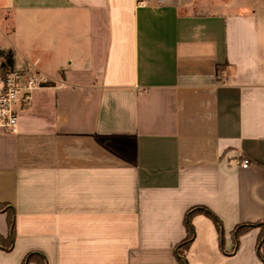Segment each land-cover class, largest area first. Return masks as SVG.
Segmentation results:
<instances>
[{"label":"crops","instance_id":"0c3cea01","mask_svg":"<svg viewBox=\"0 0 264 264\" xmlns=\"http://www.w3.org/2000/svg\"><path fill=\"white\" fill-rule=\"evenodd\" d=\"M0 24L45 81L0 130V264H179L187 224L186 264H264V0H0Z\"/></svg>","mask_w":264,"mask_h":264},{"label":"built area","instance_id":"2783aa9c","mask_svg":"<svg viewBox=\"0 0 264 264\" xmlns=\"http://www.w3.org/2000/svg\"><path fill=\"white\" fill-rule=\"evenodd\" d=\"M0 130L16 132L18 107L28 105L32 91L45 82L27 70L10 68L0 58ZM249 159H242L240 166L247 168Z\"/></svg>","mask_w":264,"mask_h":264},{"label":"trees","instance_id":"16d2710c","mask_svg":"<svg viewBox=\"0 0 264 264\" xmlns=\"http://www.w3.org/2000/svg\"><path fill=\"white\" fill-rule=\"evenodd\" d=\"M3 57L2 59L4 60V64L6 66H9L10 68H13V55L11 53V51H1L0 50V58ZM2 70V69H0ZM199 212H204L203 210H199ZM206 213V212H205ZM192 213H190V215L188 216V218L191 216ZM212 220L214 222V225L216 227V229L218 231L221 230V225L219 220L215 217V216H211ZM7 222H8V226L10 228V237L9 240L7 242V245H4L2 243V241L0 240V246L3 250L5 251H9L12 248V244H13V238H14V232H13V228H12V219L10 216L7 217ZM188 223V222H187ZM256 225H243V226H239L236 228L235 231V239L237 240V238L239 237L240 234L248 231L250 228L255 227ZM258 227L260 228V233L257 239V248L261 249L262 244L264 242V224H260L258 225ZM186 230H187V237L186 239L182 242V244L180 245V247L177 250L178 253V262L179 264H186V261L184 259V255L185 252L192 240L193 237V231L191 229V227L189 226V224L186 225ZM35 257H38L37 260V264H45V261L43 259V257L41 255L36 256V254H28L26 255L21 264H28L29 262H31ZM264 258V257H263Z\"/></svg>","mask_w":264,"mask_h":264},{"label":"rangeland","instance_id":"374dc122","mask_svg":"<svg viewBox=\"0 0 264 264\" xmlns=\"http://www.w3.org/2000/svg\"><path fill=\"white\" fill-rule=\"evenodd\" d=\"M185 10H192L194 12L199 11H212L215 10L214 8H192V9H185ZM1 25V24H0ZM20 38V36L16 37L15 33H11L6 31V34L0 33V45L7 48H13L12 44H16L17 42H20V40L16 39ZM3 58V57H1Z\"/></svg>","mask_w":264,"mask_h":264}]
</instances>
